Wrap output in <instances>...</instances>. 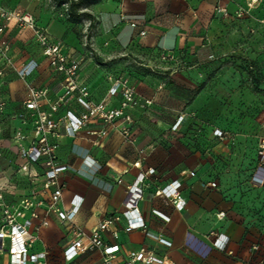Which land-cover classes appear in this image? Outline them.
Wrapping results in <instances>:
<instances>
[{
	"label": "crops",
	"instance_id": "1",
	"mask_svg": "<svg viewBox=\"0 0 264 264\" xmlns=\"http://www.w3.org/2000/svg\"><path fill=\"white\" fill-rule=\"evenodd\" d=\"M215 5L216 0H93L88 7L107 46H136L147 53H168L174 58L173 64L188 53L186 58L193 64L185 71L163 65L173 69L168 75L173 87L188 88L207 77L206 69L212 62L203 58L216 56L210 30L214 27ZM51 28L53 40L61 41L64 29L54 32ZM15 30L16 27L9 29L8 34ZM67 42L74 43L72 36ZM64 45L66 55L85 56ZM12 55L18 66L28 63L13 48ZM43 64L48 65L46 61ZM42 68L34 76L35 83L37 76L46 87L61 82L47 70L48 66ZM47 75H50L48 80ZM107 76H110L108 70L98 66L81 69L80 80L88 86L95 101L108 94L111 83ZM160 85L156 83V90ZM140 90L145 93L143 83ZM4 98L8 105L0 119V149L10 145L15 151L16 170L13 179L4 172L0 174V187L7 185L4 197L12 205L18 206L24 198L34 195L38 201H44L45 205L36 209L41 219L47 217L49 221V226L41 230V239L50 252L52 264H65L63 251L69 234L59 217L48 212L51 202L50 194L44 191V178L31 183L17 173L22 161L12 135L21 125L15 115L27 99L23 83L9 79ZM156 102L160 108L181 106L175 99H156ZM197 102L194 107H198ZM257 102L264 111L261 101ZM119 104V98L112 100L114 107ZM64 112L65 109L61 110L60 115ZM180 115L171 112L155 119L143 114L136 116L129 139L115 128L103 138L89 135L88 131L100 130L98 122L91 123L77 139L63 137L58 160L69 166V171L61 178L64 190L58 207L70 211L74 204L81 203L74 220L91 231L109 216L127 211L129 188L137 184L141 194L139 209L147 228L126 232L123 219L118 240L105 236L108 244L121 247L112 264H124L128 254L142 249L153 251L161 261L159 264H264V171L258 155L264 139V118L247 119L241 122L238 131L234 128L220 139L214 136L213 129H228L226 122L201 121L204 131L185 135L172 130ZM55 118L53 115L52 119ZM138 162L140 167L136 166ZM149 170H154V174L139 182V176ZM177 183L186 201L182 209H177L165 195L157 194L165 188L171 190ZM211 183H216L217 188H211ZM225 242L227 245L222 250L220 247ZM101 262L99 253H87L74 264Z\"/></svg>",
	"mask_w": 264,
	"mask_h": 264
},
{
	"label": "rangeland",
	"instance_id": "2",
	"mask_svg": "<svg viewBox=\"0 0 264 264\" xmlns=\"http://www.w3.org/2000/svg\"><path fill=\"white\" fill-rule=\"evenodd\" d=\"M92 1L0 0V4L7 13L20 12L23 17L28 14L32 15L40 27L47 29L52 39L50 26L54 32L63 28L65 32L59 39L61 41L58 42L64 47V44L71 47L72 52L85 53L83 58L67 55L69 59L81 61V69L83 66L85 69L98 66L100 69L108 70L110 76H107L109 77L107 80L111 83V87L107 96L99 102L95 101L88 89L91 101L101 103L110 99L109 104L112 110L118 109L123 99L122 94L119 93L111 97L110 90L116 81L127 82L137 95V104L129 110L133 118L132 132L136 125V116L140 117L142 114L155 119L154 117L166 116L167 113L179 112L180 117H184L185 120L178 128L175 124L172 130L185 135L204 131L202 127L205 125L200 124L201 121L226 122L228 129L222 131L228 134L234 128L238 131L239 127L243 125L241 122L247 119L254 121L255 118H264V111L257 102L260 100L264 106V0H216L212 17L214 27L210 29L213 31V41L217 48L216 56H212V59L208 61L212 63L206 69L207 77L196 82L195 86L188 88L186 86L173 87L174 84L171 83L168 76L173 69L172 67L167 69L163 67V65L169 64L183 71L191 68L193 62H189L186 58L188 53L185 56L181 55L173 64L174 58L168 53H147L136 46L132 48L107 46L102 39L103 34L97 25L96 17L89 10L88 6ZM14 27H16L15 32L8 34L9 29H14ZM69 36H72L74 43L67 42ZM2 39L3 43L10 47L12 59L13 48L14 52L20 54L22 59H27L28 63H35L34 76L39 69L48 66L47 70L54 75L53 77L60 81L63 80L62 76L58 75L50 66V61L37 41L35 32L27 28L26 25H21L12 18L8 22ZM45 61L48 65L43 64ZM15 64L20 69L27 62L21 66H18L16 62ZM34 76L32 80L38 88H50V86L46 87L44 84H40L39 76L35 83ZM142 78L143 82H141ZM9 79L12 82L15 80L23 83L28 99L26 81L20 79L15 72L8 74L7 84ZM48 79H50V75L46 76V80ZM142 83L145 93L140 90ZM156 83H162L158 90H156ZM166 86L167 88H165ZM86 87L88 86L86 85ZM168 90H170L169 93H167ZM260 95L262 98L259 97ZM115 98L120 99L118 107L112 105V100ZM156 99H175L181 103V106L179 108H160ZM196 100L198 107H194ZM68 108L77 113L82 112V108L74 102ZM94 122L100 124V129L105 127L103 121L96 120ZM124 127V121L118 119L112 126L109 125L107 130L109 133L111 128H115L122 133ZM217 130L221 129H213L215 137ZM0 151L3 155L0 160V174L4 172L6 176L13 179L16 170L15 151L10 145L3 147ZM258 155L261 164L260 148ZM8 259V255L0 253V264H6Z\"/></svg>",
	"mask_w": 264,
	"mask_h": 264
},
{
	"label": "built area",
	"instance_id": "3",
	"mask_svg": "<svg viewBox=\"0 0 264 264\" xmlns=\"http://www.w3.org/2000/svg\"><path fill=\"white\" fill-rule=\"evenodd\" d=\"M12 18L35 32L37 41L50 61V66L63 78L57 86L43 89L34 84L32 80L36 71L34 62L24 64L20 69L16 67L11 57L10 47L4 44L2 39L8 22ZM203 59V61H210L212 56H206ZM14 72L20 79L26 81L28 91V99L22 103L21 110L15 115V119H18L21 125L14 130L12 135V142L22 161L17 171L19 177L31 183L40 177L44 178V191L50 194L51 202L48 212L55 213L59 217L61 224L69 234V240L63 251L65 264H74L80 256L87 253H99L101 264H112L121 252V247L118 244H108L105 236L110 235L118 240L123 219L126 220L124 227L126 232L147 228L139 209L140 190L137 184L129 188L125 213L111 215L91 231H86L74 220L81 203L75 205L74 201V206L70 211H62L58 207L64 190L61 178L69 171V166L60 164L58 152L60 140L63 137L79 138L83 131L96 120L103 121L105 127L98 131H88L89 135L98 138L106 137L107 127L121 119L125 123L122 134L126 139L131 138L133 118L129 110L137 104L135 90L127 82L116 81L110 90V96L122 94L123 99L118 109L112 110L109 104L110 99L101 103L91 101L88 87L80 80L81 61L69 59L64 52V46L54 41L47 29L40 27L32 15L28 14L23 17L20 12L7 13L0 4V119L8 105L4 98L7 76ZM52 97H55V100ZM72 102L82 108V112L77 113L70 110L68 106H71ZM63 109L65 112L60 115ZM53 115L57 118L52 119ZM181 118L176 123V128L181 124ZM216 136L223 139L227 137V133L217 130ZM259 148L262 161L260 168L263 170L264 139L261 140ZM1 159L2 154L0 153ZM140 165V162L136 163L137 167ZM154 172V170H149L145 175H140L138 181L143 182ZM190 175L195 176V173H190ZM209 186L217 188L216 183H211ZM179 188L180 184L177 183L171 190L165 188L157 194L165 195L177 209H182L186 201L181 196ZM7 189V185L0 187V253L8 255V264H52L50 252L41 239V230L49 226V221L47 217L41 219L36 210L45 205L44 201H38L34 195L24 198L18 206L12 205L7 203L4 197V191ZM218 243L219 239L215 244L218 245ZM226 245L227 242L220 248L224 250ZM159 263L161 261L153 251L142 249L128 254L124 264Z\"/></svg>",
	"mask_w": 264,
	"mask_h": 264
},
{
	"label": "water",
	"instance_id": "4",
	"mask_svg": "<svg viewBox=\"0 0 264 264\" xmlns=\"http://www.w3.org/2000/svg\"><path fill=\"white\" fill-rule=\"evenodd\" d=\"M263 171H264V169H263Z\"/></svg>",
	"mask_w": 264,
	"mask_h": 264
}]
</instances>
